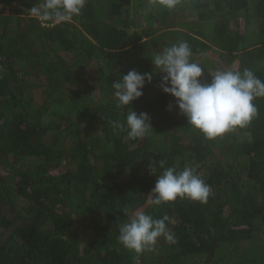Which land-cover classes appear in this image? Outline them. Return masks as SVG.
<instances>
[{
  "label": "trees",
  "instance_id": "16d2710c",
  "mask_svg": "<svg viewBox=\"0 0 264 264\" xmlns=\"http://www.w3.org/2000/svg\"><path fill=\"white\" fill-rule=\"evenodd\" d=\"M42 3L0 0V264H264V97L246 127L208 139L152 63L187 42L204 79L247 68L264 81V0H87L71 22H42ZM132 69L152 81L118 107L112 82ZM130 107L151 117L138 141ZM160 160L194 168L207 203L152 205ZM137 212L169 216L177 243L124 247Z\"/></svg>",
  "mask_w": 264,
  "mask_h": 264
},
{
  "label": "clouds",
  "instance_id": "9594fccd",
  "mask_svg": "<svg viewBox=\"0 0 264 264\" xmlns=\"http://www.w3.org/2000/svg\"><path fill=\"white\" fill-rule=\"evenodd\" d=\"M87 0H44L33 13L42 21L71 22L81 14ZM180 0H158L160 6L174 9ZM192 51L187 42H179L165 48L152 59L154 68L163 73L157 85L165 94L175 98V104L187 121L200 130L206 138L212 139L235 127H246L257 115L253 101L264 97V81L245 68L243 72L217 70L210 81L203 78L204 68L191 61ZM152 72L129 70L127 74L112 82L118 107L131 106L142 96L146 83L152 81ZM172 105H168L171 110ZM151 117L146 112L137 114L131 109L126 116L127 136L129 139L144 138L151 126ZM115 129L125 125L113 121ZM163 169L156 176L151 192L152 205L188 198L202 204L207 203L211 187L196 173L194 168L186 167L177 171L175 167H165L166 160H160ZM174 223L170 217L153 218L150 214L137 212L127 222L119 225L118 239L121 244L136 253L150 250L163 237L169 244H176L175 233L168 228Z\"/></svg>",
  "mask_w": 264,
  "mask_h": 264
}]
</instances>
